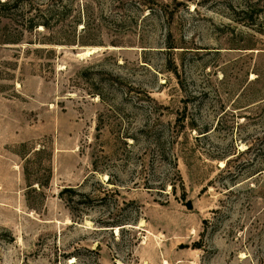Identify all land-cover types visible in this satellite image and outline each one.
Masks as SVG:
<instances>
[{"label": "rangeland", "instance_id": "1", "mask_svg": "<svg viewBox=\"0 0 264 264\" xmlns=\"http://www.w3.org/2000/svg\"><path fill=\"white\" fill-rule=\"evenodd\" d=\"M0 264H264V0H0Z\"/></svg>", "mask_w": 264, "mask_h": 264}, {"label": "trees", "instance_id": "2", "mask_svg": "<svg viewBox=\"0 0 264 264\" xmlns=\"http://www.w3.org/2000/svg\"><path fill=\"white\" fill-rule=\"evenodd\" d=\"M46 26V25H45ZM188 206H191L190 204Z\"/></svg>", "mask_w": 264, "mask_h": 264}]
</instances>
